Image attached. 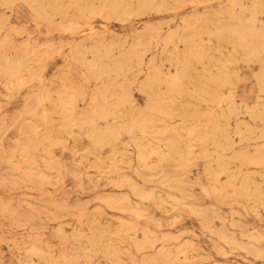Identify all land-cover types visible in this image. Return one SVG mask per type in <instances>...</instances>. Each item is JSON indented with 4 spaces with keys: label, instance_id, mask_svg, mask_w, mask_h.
<instances>
[{
    "label": "rangeland",
    "instance_id": "1",
    "mask_svg": "<svg viewBox=\"0 0 264 264\" xmlns=\"http://www.w3.org/2000/svg\"><path fill=\"white\" fill-rule=\"evenodd\" d=\"M109 1L0 0V264H264V0Z\"/></svg>",
    "mask_w": 264,
    "mask_h": 264
},
{
    "label": "bare ground",
    "instance_id": "2",
    "mask_svg": "<svg viewBox=\"0 0 264 264\" xmlns=\"http://www.w3.org/2000/svg\"><path fill=\"white\" fill-rule=\"evenodd\" d=\"M97 3V2H96ZM106 4H105V6L107 7V8H109L110 10H116L117 9V5H116V1H109V0H106V2H105ZM257 7H258V5H256ZM235 8V7H234ZM24 9V8H23ZM29 9V8H28ZM240 10H242V9H240ZM17 12L19 11L18 10V8H17V10H16ZM29 11H31V10H29ZM143 14V13H142ZM214 14V13H213ZM247 14H249V13H247ZM135 15V14H134ZM231 16V15H230ZM59 18V17H58ZM200 18V17H199ZM216 18V17H215ZM198 20V19H197ZM206 21V20H205ZM202 24H203V22H202ZM206 26V25H205ZM198 27H199V25H198ZM195 28H196V26H195ZM203 29V28H202ZM201 29V30H202ZM184 30V29H183ZM233 34H236V35H238V36H246V35H249V33L248 32H245V31H238V30H234L233 32H232ZM250 34H252V33H250ZM257 35H260V36H264V33L262 32V33H259V34H257ZM213 37V36H212ZM228 37V36H227ZM98 38V37H97ZM101 38V37H100ZM151 39V38H150ZM196 40V39H195ZM155 42V41H154ZM106 43V42H105ZM193 43H194V41H193ZM199 43V42H198ZM212 43V42H211ZM227 43V42H226ZM164 44V43H163ZM162 44V45H163ZM206 46V45H205ZM175 47V46H174ZM176 48H178V47H176ZM214 48V47H213ZM229 48H231V47H229ZM207 49V48H206ZM239 49V48H238ZM232 50V49H231ZM260 50V49H259ZM175 51H178V50H175ZM215 52V51H214ZM233 52V51H232ZM241 53V52H240ZM255 53V52H254ZM229 54V53H228ZM235 54V53H234ZM242 54V53H241ZM169 55V54H168ZM173 55V54H172ZM211 55V54H210ZM218 55V54H217ZM227 55V54H226ZM224 56V55H223ZM237 56V55H236ZM264 56V55H263ZM46 57V56H45ZM169 58V57H168ZM175 58V57H174ZM193 58V57H192ZM241 58V57H240ZM174 64V63H173ZM175 65V64H174ZM260 65V64H259ZM263 65H264V63H263ZM13 66V65H12ZM180 66V65H179ZM200 66V65H199ZM233 66V65H232ZM248 66V65H247ZM246 67V66H245ZM162 69V68H161ZM174 69V68H173ZM202 69V68H201ZM215 70V69H214ZM230 70V69H229ZM8 71V70H7ZM27 72V71H26ZM223 72V71H222ZM224 73V72H223ZM15 74V73H14ZM208 75V74H207ZM193 77V76H192ZM233 77V76H232ZM174 78V77H173ZM9 79H11V78H9ZM192 79V78H191ZM105 80V79H104ZM63 82V81H62ZM207 82V81H206ZM187 83V82H186ZM190 83V82H189ZM10 84V83H9ZM86 84V83H85ZM186 85V84H185ZM209 85V84H208ZM50 86H51V84H50ZM187 86V85H186ZM191 87V86H190ZM112 88V87H111ZM164 88H165V86H164ZM149 91V90H148ZM69 92V91H68ZM190 93H191V91H190ZM195 93V92H194ZM262 93V92H261ZM12 95V94H11ZM127 95V94H126ZM171 95V94H170ZM176 95V94H175ZM120 98V97H119ZM260 98V97H259ZM147 99H149V98H147ZM173 102V101H172ZM171 102V103H172ZM174 103V102H173ZM193 105V104H192ZM111 106H113V105H111ZM243 109V108H242ZM219 110V109H218ZM227 110V109H226ZM119 115V114H118ZM220 115V114H219ZM199 116V115H198ZM111 117V116H110ZM234 118V117H233ZM122 119V118H121ZM247 119H248V116H247ZM110 120V119H109ZM102 121V120H101ZM119 121V120H118ZM252 121V120H251ZM248 122V121H247ZM199 123V122H198ZM233 123V122H232ZM253 123V122H252ZM220 124H222V123H220ZM56 125V124H55ZM158 125V124H157ZM262 125V124H261ZM104 127V126H103ZM120 128V127H119ZM198 128H200V127H198ZM119 130V129H118ZM120 130H121V128H120ZM262 130V129H261ZM97 131V130H96ZM181 131V130H180ZM119 132V131H118ZM138 134V133H137ZM141 134V133H140ZM153 134V133H152ZM114 135V134H113ZM113 135H112V137H113ZM69 136V135H68ZM181 136V135H180ZM234 136V135H233ZM238 137V136H237ZM88 138V137H87ZM75 140V139H74ZM73 140V141H74ZM70 141H71V139H70ZM75 143V142H74ZM194 143V142H193ZM162 145V144H161ZM72 147V146H71ZM75 147V146H74ZM92 148H93V146H92ZM211 149V148H210ZM80 156V155H79ZM155 157V156H154ZM198 157V156H197ZM93 158H95V157H93ZM109 161V160H108ZM153 161V160H152ZM125 164V163H124ZM171 164V163H170ZM239 164V163H238ZM237 165V164H236ZM232 168V167H231ZM165 171V170H164ZM229 173V172H228ZM235 173V172H234ZM233 177V176H232ZM236 185V184H235ZM227 186H229V185H227ZM253 187V186H252ZM207 191V190H206ZM231 194V193H230ZM236 195V194H235ZM239 201H240V199H239ZM244 201V200H243ZM152 203V202H151ZM157 205V204H156ZM171 208V207H170ZM242 209V208H241ZM261 209V208H260ZM229 210H231V209H229ZM161 211V210H160ZM262 211V210H261ZM262 212H264V211H262ZM256 213V212H255ZM261 215V214H260ZM179 216V215H178ZM248 216V215H247ZM210 218V217H209ZM203 219V218H202ZM219 223V222H218ZM221 223V222H220ZM199 224V223H198ZM200 225H201V223H200ZM157 228V227H156ZM140 233V232H139ZM142 234V233H141ZM178 234V233H177ZM161 236V235H160ZM125 238H126V236H125ZM114 241V240H113ZM74 245V244H73ZM79 245H81V244H79ZM148 249V248H147ZM146 249V250H147ZM217 249V248H216ZM229 251V250H228ZM232 251V250H231ZM221 252V251H220ZM195 254V253H194ZM179 255V254H178ZM246 256V255H245ZM188 257H190V256H188ZM208 257V256H207ZM147 258V257H146ZM188 259V258H187ZM96 260V259H95ZM213 263V262H212Z\"/></svg>",
    "mask_w": 264,
    "mask_h": 264
}]
</instances>
